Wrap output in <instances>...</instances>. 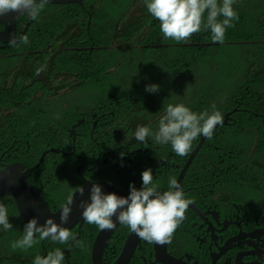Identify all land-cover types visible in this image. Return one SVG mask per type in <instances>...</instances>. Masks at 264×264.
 I'll return each mask as SVG.
<instances>
[{
	"label": "trees",
	"instance_id": "trees-1",
	"mask_svg": "<svg viewBox=\"0 0 264 264\" xmlns=\"http://www.w3.org/2000/svg\"><path fill=\"white\" fill-rule=\"evenodd\" d=\"M133 3L134 0H84L82 7L61 3L59 16V5L48 3L38 21L31 20L26 13L15 21L18 27L28 22L22 36L27 35L29 43H0V153L2 144L8 147L12 141L33 133L46 132L34 139L39 149L57 138L58 131L53 133L50 128L57 124L48 121L46 113L47 105L57 103L59 94L60 114L52 110L48 119L59 116L60 126L74 118H86V113L99 104L113 102L132 129H158L166 107L182 103L196 113H211L214 107L223 120L227 115L226 123L214 129L212 139L203 137L197 150L202 154L192 162L201 157L196 166L202 167L201 172L207 173L211 183L217 179V169L236 166L233 161L241 158L249 160L247 168L253 160L254 177L264 179V117L258 114L264 109V0H234L238 19L226 30L222 44L212 41L210 30L194 33L186 43L165 39L159 21L148 13L145 0L141 2V16L124 21ZM120 22L126 28L117 33L114 26ZM152 84L159 86L157 93L145 91ZM90 126L89 123L87 128ZM66 128L62 127L60 135H67ZM201 136L193 141L192 148ZM130 141V149L141 147L135 137ZM84 144L82 141L78 145L80 150L90 143L85 147ZM168 150L173 153L171 147L163 153ZM134 154L139 155L137 151ZM64 157L59 154L60 161ZM68 169L72 170L55 168L49 173L52 176L60 172V183H65L62 172ZM135 177L141 178V173ZM28 181L38 189L37 182ZM229 182L246 194H264V183L250 190L240 189L232 179ZM42 183L46 188L41 196L51 206L57 207L68 198L66 195L54 199L55 189L71 193L64 184L54 189L48 182ZM0 203L7 207L13 225L9 231L0 226V264H32L36 255L45 256L55 248L68 250L64 264H90V241L97 225L92 236L86 233L72 246L70 242L52 241L51 247H42L43 241H39L27 251H13L11 243L23 235L21 219L11 197L1 196ZM119 229L121 233L129 230L124 225L116 231ZM77 242H84V246H77ZM118 250L107 257L108 262Z\"/></svg>",
	"mask_w": 264,
	"mask_h": 264
},
{
	"label": "flooded vegetation",
	"instance_id": "flooded-vegetation-1",
	"mask_svg": "<svg viewBox=\"0 0 264 264\" xmlns=\"http://www.w3.org/2000/svg\"><path fill=\"white\" fill-rule=\"evenodd\" d=\"M58 5L59 16L60 3ZM136 8L130 7L126 13L131 14L130 12ZM15 21L13 27L17 31L18 41L22 37L19 33L27 29L28 22H23L18 27ZM119 24L122 25L121 22ZM2 29L3 25H0V31ZM136 35L138 36L139 33ZM138 37L140 39V36ZM58 99L60 102V94ZM58 99L57 103L51 102L47 105L46 113L47 120L57 124L50 125L53 133L58 131L57 138L47 141L42 149H39L38 142L34 139H39L46 132H37L26 138L14 140L8 147L2 144L4 148L0 153V168L7 166L12 169L13 164H20L19 170L23 171L33 167L24 181L40 196L41 191L46 188L42 182H48L54 189L64 184L68 190H71L68 194L66 191L55 189L54 199L69 196L76 187L82 186L87 181L106 182L124 193H129L130 184L137 189L142 185V179L136 178V174L149 168L153 172V182L160 185V191H166L169 178L174 176L185 192L186 198L193 199L194 203L189 205L185 213L186 219L176 229L174 234L177 237L173 236L171 243L164 245V253L169 256L168 259L173 264H264V194L258 191L246 194V191L238 190L229 182V179H232L240 189L250 190L264 183V179H256L252 175L253 172H246L245 165H248L249 160L241 158L233 161L236 166H221L217 169L216 181L211 183L207 173L201 172L202 167L196 166L201 157L192 163L195 156L202 154L197 151L194 156L191 155L193 148L184 156L187 158L183 162L180 160L184 157H178L174 151L172 153L168 150L167 153H163L166 147H171L170 144L160 145L151 137L148 138L147 145L138 141L141 147L136 150L130 149L129 143H133L130 140L135 137L136 129H132V125L128 123L127 118L121 116V112L113 102L99 104L91 113H86V118L85 116L74 118L73 121L63 122L60 126L59 116L55 115L51 120L48 119L52 110L60 114ZM89 123L91 126L88 129ZM64 126L67 127L64 130L67 135L63 136L60 135V131ZM153 127L150 128L156 131L157 128ZM82 141L85 142L84 147L90 144L86 149L80 150L78 145ZM202 141L203 139H200L197 143L199 147ZM55 149H61L63 153ZM135 151L139 155L134 154ZM60 153L65 156L61 161ZM72 162L75 165L71 166ZM219 162L223 165V158ZM55 168L72 169L62 172V181L65 183H60V172L50 176L49 171ZM248 169L251 170L252 167ZM28 180L37 182L38 189ZM66 200L67 198L60 201L57 207L45 201L54 212ZM21 223L23 228L24 223L22 221ZM85 230L92 236L96 227L84 220L80 227L76 225L70 229L76 235V240L85 237ZM120 231L119 229L112 235L104 250L102 258L105 264L113 263L115 258L108 262L107 257L119 249L115 256L117 257L130 233L129 230H124L122 233ZM81 244L83 247L84 242ZM135 247L128 264H135L138 255L144 254L149 258L152 255L153 244L143 239L137 242ZM65 251L66 249H63L65 256H68Z\"/></svg>",
	"mask_w": 264,
	"mask_h": 264
},
{
	"label": "clouds",
	"instance_id": "clouds-1",
	"mask_svg": "<svg viewBox=\"0 0 264 264\" xmlns=\"http://www.w3.org/2000/svg\"><path fill=\"white\" fill-rule=\"evenodd\" d=\"M83 1L81 0L79 4H71H77L82 7ZM141 2L142 0H134L131 8H137L130 12L131 14L125 13L124 21H126V18L130 20L132 17L141 16L139 12L143 8ZM48 3L49 0H0V16L7 15L10 12L21 15L26 13L31 20L38 21ZM145 4L148 13L159 21L163 37L172 39L176 43H186L194 33L210 30L212 41L222 44L226 30L233 27V21L238 19V13L233 8L234 0H145ZM130 22L132 23L133 21ZM122 28H126V26L118 23L117 26H114V31L119 33ZM16 33L17 31H14L12 39L9 41L11 45H17ZM19 35L22 36L23 32L19 33ZM19 43L28 44V36L20 37ZM145 91L157 93L159 86L155 84L148 85ZM262 102L264 105V95H262ZM258 114L264 117V109ZM226 118L227 115H225L223 120L221 112L214 107L211 113L207 110L196 113L182 103L169 104L165 109V114L159 119L158 129L153 131L150 127L139 126L135 131V139L147 145V140L151 137L154 142L160 145L170 144L177 155L186 156L191 151L194 140L201 135V139L203 137L212 139L214 129L217 125L226 123ZM198 148V144L194 145V151L191 155L195 154ZM121 155L123 156V154ZM251 162V167L253 168L255 164L253 160ZM13 166L21 167L20 164H13ZM248 168L245 165L246 172L249 173L251 171L253 172L252 175H254L253 169L249 170ZM261 174H264V172H261ZM141 179L142 185L140 189H137L133 184L129 185L127 197H120L114 193L104 194L99 185L92 184L90 203L81 201L79 207L83 209V219L94 227L98 226L96 233L99 229H114L116 223H114L112 218L115 216L119 225L127 226L129 231L136 233L140 237L137 242L143 239L153 244L150 258L144 254L138 255L135 264H162L155 254V245L171 243L176 229L186 219L185 213L189 205L194 203V200L186 198L185 192L174 176L169 178L166 191H160V185L153 182V172L150 168L141 173ZM75 193L83 196V187H76ZM72 204L73 195L70 194L66 203L60 206V224L49 218L46 219L43 225H38L37 219L31 218L23 227L22 237L11 243V249L13 251L17 249L27 251L39 241H43V243L41 242L42 247L47 245L51 247L52 241L60 244L70 242L72 246L73 241H76V235L61 226L68 222ZM0 226L5 231L13 228V225L9 222L8 209L3 203H0ZM116 229L110 235L108 244L112 235L117 232ZM85 233H88V231H85ZM45 239H50L51 241L44 242ZM77 246L82 247V244L77 242ZM90 248L91 246L89 247V254ZM135 249L136 247L129 261ZM66 251L68 255V250L66 249ZM64 261L63 251L60 248H55L45 256L36 255L32 264H64Z\"/></svg>",
	"mask_w": 264,
	"mask_h": 264
},
{
	"label": "water",
	"instance_id": "water-1",
	"mask_svg": "<svg viewBox=\"0 0 264 264\" xmlns=\"http://www.w3.org/2000/svg\"><path fill=\"white\" fill-rule=\"evenodd\" d=\"M81 0H49V4H61V3H80ZM19 13H8L7 15L0 16V25H3V29L0 31V42L7 43L12 39L14 34L13 22L16 18L20 17ZM62 152L61 149H55ZM196 150V149H195ZM63 153V152H62ZM36 166V165H35ZM18 167V168H17ZM12 169L5 166L0 169V196H7L13 199L17 214L21 220L26 224L31 218H36L38 225H43L46 219H53L55 223L60 224V212L61 207L52 212L48 206V203L34 190H32L25 183V176L31 171L28 168L24 171L19 170V166ZM92 184H97L101 187L104 194L114 193L120 197H127L128 192L124 193L112 186L111 184L104 182H85L81 187L84 189V194L81 196L79 193H72L73 204L71 207V213L68 218V222L61 225L67 229H72L75 225L80 227L84 221L82 217L83 209L79 207L81 201L90 203V189ZM66 203V202H65ZM116 226L112 230L99 229L95 237L92 240L90 248V261L91 264H104L102 262V254L108 246V239L112 232L117 228L119 223L116 221L115 216L112 218ZM139 236L130 231L126 237L124 244L111 264H126L128 263L132 252L135 247V243L139 240ZM155 254L162 264H173L164 251V244L155 245ZM67 253V251H66Z\"/></svg>",
	"mask_w": 264,
	"mask_h": 264
},
{
	"label": "rangeland",
	"instance_id": "rangeland-1",
	"mask_svg": "<svg viewBox=\"0 0 264 264\" xmlns=\"http://www.w3.org/2000/svg\"><path fill=\"white\" fill-rule=\"evenodd\" d=\"M135 48V47H134ZM168 77V76H167ZM80 97H83L84 98V96L83 95H76V98H80ZM55 110V109H54Z\"/></svg>",
	"mask_w": 264,
	"mask_h": 264
}]
</instances>
